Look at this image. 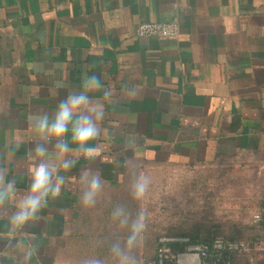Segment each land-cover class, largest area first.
<instances>
[{
    "label": "crops",
    "instance_id": "1",
    "mask_svg": "<svg viewBox=\"0 0 264 264\" xmlns=\"http://www.w3.org/2000/svg\"><path fill=\"white\" fill-rule=\"evenodd\" d=\"M141 21H175L179 34L140 36ZM85 75L113 91L91 142L100 153L61 170L70 179L38 221L13 230L0 215V264H81L93 255L111 264L110 246L125 235L112 206L139 209L127 187L133 170L264 161V0H0V167L20 191L35 147L28 117L54 112ZM88 166L105 191L85 211L77 177ZM145 254L144 242L140 264ZM177 264L200 257L181 252Z\"/></svg>",
    "mask_w": 264,
    "mask_h": 264
},
{
    "label": "clouds",
    "instance_id": "2",
    "mask_svg": "<svg viewBox=\"0 0 264 264\" xmlns=\"http://www.w3.org/2000/svg\"><path fill=\"white\" fill-rule=\"evenodd\" d=\"M57 88L64 85L60 82ZM103 85L96 75H85L80 89L70 92L56 104L52 113L31 115L28 123L35 132V147L29 172L30 182L26 191L17 188L16 180L8 177L6 168L0 167V215L6 216L10 227L20 229L40 219L42 210L50 201L61 196L70 177L61 174L76 167L80 159H95L99 145L93 146L101 134L104 103L113 95L111 89H103L102 99L91 94L101 91ZM38 94V90H33ZM133 89L130 95H136ZM22 143L15 140L18 148ZM55 155H50V151ZM79 181V202L85 211L95 209L105 191V184L92 167H82ZM150 179L142 172H133L128 182V192L133 201L142 203L150 188ZM112 225L125 233L114 240L109 249L111 264H140L137 255L143 246L148 228V216L143 207L134 214L124 203H116L110 211ZM81 264H106L98 256L85 257Z\"/></svg>",
    "mask_w": 264,
    "mask_h": 264
},
{
    "label": "rangeland",
    "instance_id": "3",
    "mask_svg": "<svg viewBox=\"0 0 264 264\" xmlns=\"http://www.w3.org/2000/svg\"><path fill=\"white\" fill-rule=\"evenodd\" d=\"M133 172H142L151 181L145 199L135 201L136 206L155 209V220L163 224L192 221L205 211L217 219L249 222L264 203L263 159L184 168L147 165L131 175ZM250 260L251 264H264V246L258 247Z\"/></svg>",
    "mask_w": 264,
    "mask_h": 264
},
{
    "label": "trees",
    "instance_id": "4",
    "mask_svg": "<svg viewBox=\"0 0 264 264\" xmlns=\"http://www.w3.org/2000/svg\"><path fill=\"white\" fill-rule=\"evenodd\" d=\"M264 200V198H262ZM258 209L259 219L249 222L233 218L217 219L207 211L198 212L194 220L160 223L154 218L155 209H145L148 228L145 238V260L143 264H177L176 255L187 252L189 246L199 245L205 255L200 264H251L258 247L264 246V203ZM177 213V212H174ZM243 242L244 247L233 249L230 243ZM219 243V245H218ZM167 247L170 252L161 257L159 250Z\"/></svg>",
    "mask_w": 264,
    "mask_h": 264
},
{
    "label": "built area",
    "instance_id": "5",
    "mask_svg": "<svg viewBox=\"0 0 264 264\" xmlns=\"http://www.w3.org/2000/svg\"><path fill=\"white\" fill-rule=\"evenodd\" d=\"M179 24L175 21H141L135 27L136 34L140 36H153L161 39L164 38H176L179 34ZM255 219H259L260 215L256 214ZM219 245V243H218ZM243 242L230 243L229 247L233 249H239L244 247ZM170 252V249L167 247H162L159 250V261L161 263V257L166 256ZM189 253H196L200 258L202 255H205V251L199 245H192L188 248ZM177 259V255L175 256Z\"/></svg>",
    "mask_w": 264,
    "mask_h": 264
}]
</instances>
